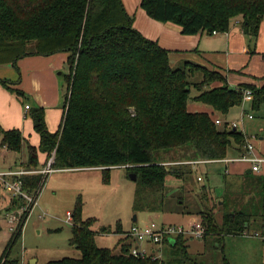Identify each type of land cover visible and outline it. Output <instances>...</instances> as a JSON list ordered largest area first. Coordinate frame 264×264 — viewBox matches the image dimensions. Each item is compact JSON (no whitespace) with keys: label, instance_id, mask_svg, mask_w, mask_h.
I'll list each match as a JSON object with an SVG mask.
<instances>
[{"label":"trees","instance_id":"16d2710c","mask_svg":"<svg viewBox=\"0 0 264 264\" xmlns=\"http://www.w3.org/2000/svg\"><path fill=\"white\" fill-rule=\"evenodd\" d=\"M140 7L152 20L178 26L183 36L225 34L234 20L241 19L244 35L256 41L264 21V0H141ZM29 45H33L30 51ZM61 52L70 54V74L65 77L69 95H65L59 130H49L43 107L31 108L28 115L40 137L38 148L30 145L19 130L6 131L0 126L2 148L20 153L27 146L25 170L39 171V154L47 156L45 164L53 153V170L100 168L107 184L113 169L127 168L136 176L134 211L158 213L164 212L173 198L174 190L166 185L169 178L185 182L193 176L189 164L167 166L164 157L168 153L184 154L181 159L188 158L184 162H213L230 159L233 149L246 152L244 133L228 123L220 128L215 114L227 118L231 110L242 106L246 91L253 94L252 109L259 110L264 104V85L231 88L222 72L202 65L186 63L182 69L173 68L169 51L134 28L122 0H0V65L16 66L27 56ZM196 76H201L199 83L192 82ZM0 84L15 91L8 81ZM192 88L198 92L196 97H191ZM196 103L211 111L192 110ZM252 173L245 177L251 179L255 176ZM22 179L24 190L38 199L46 176L35 174ZM259 182V196L253 195L244 207L230 201L238 208L225 211L221 224L216 220L215 207L203 201L198 213L205 229L203 240L210 237L220 244L225 237L264 230V175ZM208 192L202 188L204 196ZM224 198L227 201L229 196ZM13 202L22 205V201ZM222 202L225 208L226 202ZM33 208L21 218L0 264H21L9 254L22 237ZM71 217V243L82 257L47 264H190L186 244L190 239L185 236L174 243L165 240L167 251L161 249V258L143 259L131 254L135 241L121 231V223L114 231L125 235L119 244L120 253L100 248L93 230L95 220L83 219L81 197ZM101 233H107V229L102 228ZM224 264L230 263L225 259Z\"/></svg>","mask_w":264,"mask_h":264},{"label":"rangeland","instance_id":"374dc122","mask_svg":"<svg viewBox=\"0 0 264 264\" xmlns=\"http://www.w3.org/2000/svg\"><path fill=\"white\" fill-rule=\"evenodd\" d=\"M122 1L128 14L134 20V28L144 34L145 36H143L149 40H152L153 36H156V38H159L162 43L165 44L172 36H167V32L163 31V28H166L167 25L177 27L176 29L179 28L174 24L154 22L146 12L141 9V0ZM240 28L242 29V26ZM152 41L157 42V39H153ZM244 42L245 45L248 46L250 52H253V54L250 53L252 61L246 64L248 67L246 66V68H244V76L251 75L252 71L259 74L258 72L264 67V21L261 24L257 40L252 41L249 37L244 36ZM32 46L29 45V51L33 48ZM159 46L162 47L160 44ZM180 53L186 55V52ZM65 55L70 56L67 52H61L51 56H27L18 60L16 66L12 63L0 65V67H2L0 68V70H2L0 72L5 73L6 71L7 73L10 71L15 74L17 80L8 81L11 88H16L12 93L17 94L16 90L24 93L19 87L20 81L21 77L26 75V71L30 70L29 67H31V63H34L32 68L36 67V69L42 71L48 69L50 63H54L55 68L61 67L60 69L54 68L52 70L54 78L61 84V89L67 83L66 79L58 77L59 73L64 72L67 75L70 74V68L67 64L68 59L63 65L60 64V59ZM169 57L171 66L177 69L184 68L186 63L202 65L195 60L187 61L190 59L186 58V62L184 61L176 66V64L173 63L171 51H169ZM202 66L207 69L210 68L209 70L212 68V70L218 71L219 69V67H212L208 64ZM219 72L221 71L219 70ZM4 73L0 74L2 75ZM1 78H4V75L1 76ZM262 78L263 77L259 76L258 82L264 85V80H262ZM200 81L201 76H196V78L192 79V82L195 83H199ZM42 83L46 84H44V93H47L48 90L51 91L53 85L51 79H44L43 76ZM32 86L35 87V84L33 83ZM230 87L233 88L232 86ZM67 93L68 88L64 96L62 95V97H59V105H63ZM197 95V90L192 88L191 97H196ZM26 103H29V101H26ZM31 104L34 107H40L37 102H32ZM241 107H243V111L247 114L243 112V116L241 112L236 109L239 112H235L234 115L237 116L234 119L230 118V121L241 120L243 123H238L240 125L239 128L244 125L248 134H259V136H264V104L259 110H253L250 104H244L243 101ZM192 110L203 112L211 111L209 107L197 103L192 105ZM248 114L254 116L255 119L249 120ZM218 116L220 117V115L215 114L216 119H220L217 118ZM224 126L225 124L219 127L223 128ZM239 131L242 132L241 129H239ZM253 137H249V139L253 140ZM255 142L259 143L258 140H255ZM18 154L20 155L18 159L20 162L21 160L23 161L24 156H26L25 161H23L21 165L19 164L22 168L26 169V166H28L27 146L25 145L23 151ZM181 155L184 154L179 152L168 153L164 157L165 164L171 168L189 164L188 166L192 169L193 176H190V180H186L185 182L175 178H169L166 185L168 189L174 190L172 193L173 198L168 201L167 209L164 212L158 213L134 211L133 202L136 184L131 177V172L127 168L121 167L113 169L111 171V182L109 184L104 182V176L100 168L66 171L54 170L50 175L44 174L46 179L42 191L39 194L37 205L34 206L28 217L22 237L18 243L11 247V252L9 254L10 259H20L21 264H47L51 261L64 258L80 259L82 257L81 251L76 245L71 243L73 238V221L71 223L68 222V217L74 212L75 205L80 197L83 202V219L95 220L93 230L97 232V245L100 248L117 249L115 252L120 253L121 245L119 244L121 240L124 241L125 236L122 234L121 236L114 232L118 223L123 224L125 230H129L132 224L143 227L149 225L152 221L158 224L187 226L195 220H201L198 213L202 209L203 201L208 200L212 207H215L214 212L216 220L218 224H221L222 216L225 211H234L238 208V205H230V201H236L238 204L241 203L244 207L249 198H252L253 195L259 196L262 190L259 179L264 175L262 174L264 173V167L261 171L262 175L254 174L255 176H252L251 179L245 177L232 183L230 182L231 179H229L225 185V181L228 178L234 177V174L226 176L224 164H214L211 166H205V164L195 165V162L192 161L184 162V160L188 158L181 159ZM47 165L48 160L43 164L42 170L39 168V171L45 170ZM199 177L202 178V181L198 180ZM203 187L209 189L206 196L202 193ZM0 188L1 260L2 257L9 252L13 234L10 230L8 216L11 214L17 217L13 225V227L15 226L17 229L21 218L26 215L31 206H28L25 201H22V205L24 204V206L13 203V197L10 193L5 190L3 191L1 186ZM227 195L229 198L226 201L224 197ZM178 198L182 200L180 201ZM222 201L226 202L227 206L225 208H222ZM135 216L138 217L136 223L133 222ZM102 228H106L107 233H101ZM219 243L220 244L216 243V240L210 237H208L207 240H188L186 244L188 245L189 257L191 258L190 264L193 263L192 260L194 262L196 261L198 264H224L225 259H227L230 264H264V246L258 240L244 236L225 237L223 240H220ZM142 246L145 247V245ZM152 248L159 250V247L156 245H151L150 249ZM162 248L167 251L166 247L165 249L164 246Z\"/></svg>","mask_w":264,"mask_h":264},{"label":"crops","instance_id":"0c3cea01","mask_svg":"<svg viewBox=\"0 0 264 264\" xmlns=\"http://www.w3.org/2000/svg\"><path fill=\"white\" fill-rule=\"evenodd\" d=\"M241 22H242L241 19L234 20L232 22L230 31L222 35L221 34L210 35L207 33H202L196 36H183L181 34L180 28L176 29L177 27H172L170 25H167L166 28L165 27L163 28V31L167 32V36L168 35L172 36L170 40L166 41L165 44H163L159 38H156V36H153V39H157V42L164 49H167L172 52L173 63L176 64V66L183 63L187 58L190 59L187 61L195 60L197 62H200L202 65L208 64L211 65L212 67H219L218 71L220 70L227 77L229 86H232L233 88H238L243 84L255 85L257 87H260L263 85V83L260 82L262 84H259L258 80H259V76L264 77V67H262L260 72H258L259 74H256L255 72L252 71L251 75L244 76L243 73L244 68H246L247 66L246 64L252 61V59L250 58L251 56L250 50L248 49V46H246L244 42L245 35L242 29L240 28ZM180 52H186V55H183ZM68 57L69 55H65L64 57H62L60 59V64L63 65L65 61L68 59ZM32 66H34V63H31V67H29L30 70L26 71V75L24 77L22 76L20 81L19 87L24 91V95L26 96L22 97L19 96L18 94H14L10 89L0 85V126L2 127V129L6 131L19 130L30 145L38 148L40 144V137L34 130L32 119H30L28 116L30 109L34 107L32 106L31 103L37 102L40 107H43L46 110V120H47L48 128L52 133L57 132L61 127L65 113L64 102L62 106L59 105V97H62V95L64 96L65 91L67 90V84L60 89L61 84L59 83L58 80L54 78L52 72V70L55 68L54 63H50L48 69H45L43 71L36 69V67L32 68ZM60 68L61 67L59 66L58 68L55 69H60ZM8 72H7L8 74L6 73V71L5 73L0 72V73H4L2 75L0 74V81L17 80L15 74L11 73L10 71ZM3 75L4 78H1V76ZM43 76L44 79L48 78V80L51 79L53 81L51 91L48 90L47 93L43 92L45 88L44 86L45 83L44 84L42 83ZM66 76L67 74L64 72H60L58 75V77L61 79H65ZM33 83L35 84V87L32 86ZM9 87L11 88V86ZM11 89L15 90L16 88H11ZM26 101L27 102L29 101V103H26ZM248 104L252 106L251 103ZM26 106H30V109L28 111H26ZM236 109L239 110L243 115L244 112L243 107H238L231 110L227 118H223L219 116L217 118H220L219 120H221L223 124L229 123L231 125L233 123H236L237 124L236 128L238 130L241 129L244 135L246 136V138L255 136L253 137L254 142L253 140L251 141L254 143L257 152L264 153V136H259V134L257 135L248 134V132L245 130L244 125L241 126V128H239L240 125L238 123L242 122L241 120L230 121V118L234 119L237 116L234 115L235 112H239ZM244 114L247 113L244 112ZM249 116L251 115L248 114V119ZM254 119L255 117L253 116L252 120ZM255 140H258L259 143L255 142ZM0 143H1V137H0ZM241 155H243V153L242 152L239 153L238 150L233 149L229 151L230 159L238 158ZM19 157L20 155L18 153L10 152L7 148L5 147L2 148L0 146V173L7 171H18L24 169L20 165L23 163V161H25L26 156H24L23 161L21 160V162L18 160ZM46 158L47 156L45 154H39V162H40L41 170L43 169V164ZM214 164H224L226 176H231L234 174V177L228 178L226 180L228 182V180L231 179L230 180L231 183L236 180L243 179L246 174L252 172L251 165L249 163H243V162L207 163L205 164V166H211ZM262 174L259 173L257 175H262ZM137 221H138V217L136 221L133 220L134 223H136ZM121 225H122L121 231H124L125 233H127V235L129 234L130 230L135 226V224L134 225L132 224L130 225L131 228H129V230H125L123 224ZM258 241L262 243L260 240ZM134 245H136V243ZM141 247L148 248L150 250V246L145 245V247L143 246ZM152 249L153 251H155L154 248Z\"/></svg>","mask_w":264,"mask_h":264},{"label":"built area","instance_id":"2783aa9c","mask_svg":"<svg viewBox=\"0 0 264 264\" xmlns=\"http://www.w3.org/2000/svg\"><path fill=\"white\" fill-rule=\"evenodd\" d=\"M217 35V33H214ZM253 101V94L251 91H246L244 95V104L251 103ZM30 109V106H26V111ZM249 119L252 120L253 116H249ZM216 124L218 126L223 125L221 120L217 119ZM232 127H237L235 123L231 124ZM246 152L238 158L228 159L222 161H210V162H195L194 164H207V163H249L251 165V170L255 174H259L264 167V153L257 152V149L254 143L246 138ZM55 162V153H53L52 158L49 159L48 165L43 171H27L25 169H21L18 171H7L0 173V183L4 187V190L9 192L13 199L25 201L28 206H36L38 199L35 198L34 195L26 192L23 188V177L27 175H35V174H47L50 175L53 170V164ZM199 181H202V178H198ZM9 225L10 230L12 232L16 231L15 224L17 217L14 215H9ZM68 222H72V217L69 215ZM128 236H130L136 243L131 250V254L134 257L138 258H148L152 257L153 259L162 256V247L165 240H175L179 236H185L189 239L193 240H203L205 236V229L200 220H195L187 226L184 225H163L158 224L156 222H151L149 225L139 227L134 226ZM244 237L253 238L260 240L264 244V230L262 231H248L245 232ZM156 245L159 247V250L153 251V249L142 248V245Z\"/></svg>","mask_w":264,"mask_h":264},{"label":"water","instance_id":"95a60500","mask_svg":"<svg viewBox=\"0 0 264 264\" xmlns=\"http://www.w3.org/2000/svg\"><path fill=\"white\" fill-rule=\"evenodd\" d=\"M132 179L133 181H136V176L132 174ZM134 220L136 221L137 220V216L134 217ZM172 243H174V240H170Z\"/></svg>","mask_w":264,"mask_h":264}]
</instances>
